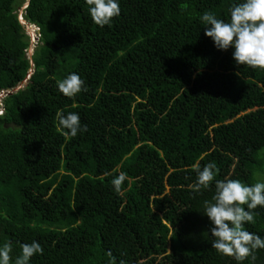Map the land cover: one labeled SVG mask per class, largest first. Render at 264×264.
Masks as SVG:
<instances>
[{
	"label": "trees",
	"instance_id": "16d2710c",
	"mask_svg": "<svg viewBox=\"0 0 264 264\" xmlns=\"http://www.w3.org/2000/svg\"><path fill=\"white\" fill-rule=\"evenodd\" d=\"M24 1L0 0V91H12L0 115V246L12 242L11 264L33 240L44 251L29 264H264V249L255 261L219 254L202 213L215 180L250 186L264 173V69L237 66L201 23L206 11L228 22L242 0H118L104 27L86 0H30L24 19L41 31L31 57ZM73 72L87 90L68 98L57 81ZM58 111L87 131L65 137ZM197 162L216 165L201 192L189 187ZM254 217L245 228L264 238V207Z\"/></svg>",
	"mask_w": 264,
	"mask_h": 264
},
{
	"label": "clouds",
	"instance_id": "9594fccd",
	"mask_svg": "<svg viewBox=\"0 0 264 264\" xmlns=\"http://www.w3.org/2000/svg\"><path fill=\"white\" fill-rule=\"evenodd\" d=\"M29 1L19 8L18 16L23 17V25H33L24 19L25 9ZM88 11L93 22L104 27L120 14L118 0H86ZM230 19L226 22L217 18L212 12L206 11L201 17L205 35L210 37L217 49L234 48L233 59L237 66L245 65L252 69H264V0H242L229 9ZM35 31V30H34ZM59 91L68 98H74L81 91H86L84 81L76 73H70L57 81ZM6 95L8 94L7 91ZM5 97H3L4 99ZM4 108V107H3ZM4 114V111H3ZM2 114V115H3ZM57 130L67 138L76 137L78 132H86L87 126H81L78 113H56ZM67 131H64V130ZM196 173V181L189 187L194 192L209 189L215 180V163L210 162L202 169L199 162L191 166ZM115 171V170H114ZM106 176L112 173H105ZM127 179L124 172L113 176L111 184L117 193L121 192L122 184ZM246 206V207H245ZM264 207V182L247 185L236 179L215 180V192L210 200L203 201L202 213L211 221V247L219 254L243 262L251 257L255 261V252L264 249V238L246 230L245 225L254 223V210ZM21 252L15 258L14 264H29L30 259L37 254H43V247L35 240L31 243H21ZM13 245L6 241L0 246V264H11ZM120 264H126L121 260Z\"/></svg>",
	"mask_w": 264,
	"mask_h": 264
},
{
	"label": "rangeland",
	"instance_id": "374dc122",
	"mask_svg": "<svg viewBox=\"0 0 264 264\" xmlns=\"http://www.w3.org/2000/svg\"><path fill=\"white\" fill-rule=\"evenodd\" d=\"M27 1L28 0H25V2L23 3V6L21 7V8H23V7H25V4L27 3ZM24 26V29H25V31H26V33L29 35V36H31L30 38H31V40H32V42H31V45H30V47L28 48V51H27V54L29 55V57H31L32 55H33V53H34V51L36 50V47L38 46V43L40 42V41H38V42H35L34 40H33V37H37V36H39V32H41L39 29V32L35 29V27L33 28V27H31L32 25H30L29 26V24H27V25H23ZM35 30V31H34ZM32 72L33 71H31V72H29L30 73V75H29V77H28V79H30V76L32 75ZM26 80V79H25ZM16 90V89H15ZM14 91V90H13ZM5 91L4 90H2V91H0V96H2V93H4ZM0 109H3V107H2V104H1V102H0ZM258 169V171L257 172H259V170L261 169V167H258L257 168ZM257 172H256V177H259V182H264V173H259L258 175H257Z\"/></svg>",
	"mask_w": 264,
	"mask_h": 264
},
{
	"label": "built area",
	"instance_id": "2783aa9c",
	"mask_svg": "<svg viewBox=\"0 0 264 264\" xmlns=\"http://www.w3.org/2000/svg\"><path fill=\"white\" fill-rule=\"evenodd\" d=\"M26 6H27V5H25V7H26ZM20 18H21V20H22V22H23V17L20 16ZM36 30L39 32L38 29H36ZM40 36H41V34H40V32H39V36H37V37H33V40H34L35 42H38V41L40 40ZM31 42H32V40H31ZM5 96H6V92L2 93V96H0V102H1V104H2V107H3L2 100H3V97H5ZM3 111H4V108H3V109H0V115L3 114Z\"/></svg>",
	"mask_w": 264,
	"mask_h": 264
},
{
	"label": "water",
	"instance_id": "95a60500",
	"mask_svg": "<svg viewBox=\"0 0 264 264\" xmlns=\"http://www.w3.org/2000/svg\"><path fill=\"white\" fill-rule=\"evenodd\" d=\"M32 73H33V72H32ZM29 75H30V73H29ZM28 77H29V76H28ZM28 77H27L26 80L24 81V84H27V83H28V81H29ZM21 87H22V86L16 88V90H19V88H21ZM9 93H12V91H9L8 94H9Z\"/></svg>",
	"mask_w": 264,
	"mask_h": 264
},
{
	"label": "bare ground",
	"instance_id": "6f19581e",
	"mask_svg": "<svg viewBox=\"0 0 264 264\" xmlns=\"http://www.w3.org/2000/svg\"><path fill=\"white\" fill-rule=\"evenodd\" d=\"M19 18H20V16H19ZM20 20H21V18H20ZM26 21V20H25ZM30 26V25H29ZM31 27H33V25L31 26ZM34 28V27H33ZM31 37V36H30Z\"/></svg>",
	"mask_w": 264,
	"mask_h": 264
}]
</instances>
